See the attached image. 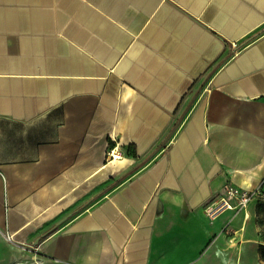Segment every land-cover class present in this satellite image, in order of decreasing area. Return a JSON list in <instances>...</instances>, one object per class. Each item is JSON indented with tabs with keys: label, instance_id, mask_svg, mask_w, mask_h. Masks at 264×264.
<instances>
[{
	"label": "crops",
	"instance_id": "crops-1",
	"mask_svg": "<svg viewBox=\"0 0 264 264\" xmlns=\"http://www.w3.org/2000/svg\"><path fill=\"white\" fill-rule=\"evenodd\" d=\"M264 0H0V259L263 264Z\"/></svg>",
	"mask_w": 264,
	"mask_h": 264
},
{
	"label": "built area",
	"instance_id": "built-area-1",
	"mask_svg": "<svg viewBox=\"0 0 264 264\" xmlns=\"http://www.w3.org/2000/svg\"><path fill=\"white\" fill-rule=\"evenodd\" d=\"M263 198L264 193L261 188L254 191H246L232 184H227L221 195L220 205L215 209H211L208 215L214 217L221 208L238 212L243 211L247 209L252 202Z\"/></svg>",
	"mask_w": 264,
	"mask_h": 264
},
{
	"label": "rangeland",
	"instance_id": "rangeland-1",
	"mask_svg": "<svg viewBox=\"0 0 264 264\" xmlns=\"http://www.w3.org/2000/svg\"><path fill=\"white\" fill-rule=\"evenodd\" d=\"M262 192L264 193V187H262ZM255 202L257 204V225L259 227L260 239H261L260 245H261L264 244V215H261L260 217L258 216V208L264 204V198L260 200H256ZM261 220L263 221L261 222ZM18 262H22V260H15V259L12 260V259H4V258L0 259V264H16Z\"/></svg>",
	"mask_w": 264,
	"mask_h": 264
},
{
	"label": "trees",
	"instance_id": "trees-1",
	"mask_svg": "<svg viewBox=\"0 0 264 264\" xmlns=\"http://www.w3.org/2000/svg\"><path fill=\"white\" fill-rule=\"evenodd\" d=\"M261 215H264V204L261 205L259 208H258V216L260 217ZM262 219V218H261ZM263 220H261L262 222ZM260 222V221H259ZM259 254H260V257H261V260L264 262V244H261L259 246Z\"/></svg>",
	"mask_w": 264,
	"mask_h": 264
}]
</instances>
